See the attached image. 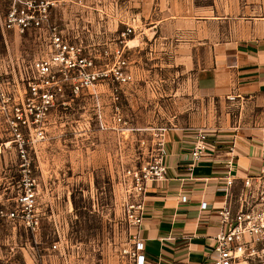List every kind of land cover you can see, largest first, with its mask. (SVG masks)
I'll list each match as a JSON object with an SVG mask.
<instances>
[{
	"label": "rangeland",
	"instance_id": "rangeland-1",
	"mask_svg": "<svg viewBox=\"0 0 264 264\" xmlns=\"http://www.w3.org/2000/svg\"><path fill=\"white\" fill-rule=\"evenodd\" d=\"M109 2L116 7H107ZM102 3L105 10L98 13L93 6L81 9L71 0H57L51 16L64 36L80 43L87 57L84 71L110 69L124 58L121 68L129 78L117 82L106 76L58 98L47 139L25 140V157L0 115V207L15 206L26 166L39 181L36 228L0 216V264H128L123 248L134 228L123 216L116 183L120 166L145 157L149 126L202 128L210 136L234 138L264 131V89L243 97L206 94L192 86L173 57L179 37L160 29L175 17L167 0H134L130 8L127 0ZM257 10L245 18L238 14L234 25L256 17ZM127 25L133 29L123 36ZM9 35L17 51H45L44 30Z\"/></svg>",
	"mask_w": 264,
	"mask_h": 264
},
{
	"label": "built area",
	"instance_id": "built-area-1",
	"mask_svg": "<svg viewBox=\"0 0 264 264\" xmlns=\"http://www.w3.org/2000/svg\"><path fill=\"white\" fill-rule=\"evenodd\" d=\"M56 1L0 0V115L13 138L19 141L22 157L27 154L23 147L25 140L35 142L47 139V124L58 98L68 93L77 94L99 78L111 75L117 82H124L130 76L121 68L124 58L117 59L110 69L83 70L87 57L80 43H72L53 22L51 8ZM71 1L81 9L93 6L98 13L105 10L102 0H95L94 5L86 4L84 0ZM112 4L115 8V2ZM132 29V25H127L121 35L125 36ZM34 30L46 32L45 51L40 49L41 52L34 54V48L27 52L11 47L14 38L9 34L34 33ZM91 62L88 60V63ZM112 93L117 99L118 89L115 86ZM114 116L116 122L121 120L117 105L114 106ZM148 129L145 157L120 166L116 183L123 216L133 228L139 227L144 218L148 188L152 183L168 178V165L163 157L169 127L159 125L149 126ZM208 136L202 128L195 131L192 158L187 166L189 170L211 149ZM144 139L142 142H145ZM262 143L264 145V132ZM226 162L228 168L223 175L222 187L226 200L217 209L220 228L211 236L209 257L213 264H264V164L257 172L238 177L231 171V160ZM24 170L15 206H1L0 216L23 220L28 226L36 228L39 224L35 212L39 181L31 174L29 166ZM236 186L238 190L234 191ZM186 199V194L180 195L181 201ZM205 207L207 202L202 200L200 209ZM130 233L129 244L123 248L128 264H152L145 254L143 239L137 232Z\"/></svg>",
	"mask_w": 264,
	"mask_h": 264
},
{
	"label": "crops",
	"instance_id": "crops-1",
	"mask_svg": "<svg viewBox=\"0 0 264 264\" xmlns=\"http://www.w3.org/2000/svg\"><path fill=\"white\" fill-rule=\"evenodd\" d=\"M167 2L175 17L162 22L160 29L165 27L179 37L173 57L195 89L243 97L264 89V0L239 5L233 0ZM130 5L134 7V0H127ZM251 9H258L256 17L234 25L238 14L245 18ZM196 130L182 126L167 130L163 161L168 178L148 188L144 218L133 229L143 239L152 264H213L208 253L211 236L220 228L217 209L226 200L222 189L226 161L231 160V171L238 177L255 173L264 164V131L252 138L218 133L209 134L211 149L189 170ZM181 194L187 195L185 201L180 200ZM202 200L207 202L204 209H200Z\"/></svg>",
	"mask_w": 264,
	"mask_h": 264
}]
</instances>
